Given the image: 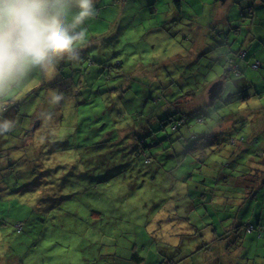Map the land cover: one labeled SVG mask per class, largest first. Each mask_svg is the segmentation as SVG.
I'll return each instance as SVG.
<instances>
[{"label":"rangeland","instance_id":"rangeland-1","mask_svg":"<svg viewBox=\"0 0 264 264\" xmlns=\"http://www.w3.org/2000/svg\"><path fill=\"white\" fill-rule=\"evenodd\" d=\"M94 7L95 15L73 28L76 0H61L62 23L77 37L71 51L0 82V126L8 127L0 135V264H217L222 226L213 232L203 208L189 214L170 205L188 203L194 182L197 189L202 177L228 165L232 175H247L234 165L246 161L236 153L241 143L249 158H264V1L182 0L180 9L175 0H94ZM228 59L239 62L242 79L227 71ZM219 80L224 89L197 114L198 124L192 112L211 102L203 92ZM11 101L20 109L3 112ZM154 108L158 117L148 127L140 115ZM182 113L190 114L188 125L162 129L161 120ZM230 113L233 123L218 122ZM206 129L224 140L201 170L187 163L174 170L175 159L150 153L153 161L144 162L141 141L153 145L149 151L189 139L187 147L191 134ZM259 178L251 181L252 199L234 195L235 213L210 211L229 226V240L238 238L236 222L255 226L242 233L244 249L231 264L264 263ZM135 253L144 262L136 263Z\"/></svg>","mask_w":264,"mask_h":264},{"label":"trees","instance_id":"trees-1","mask_svg":"<svg viewBox=\"0 0 264 264\" xmlns=\"http://www.w3.org/2000/svg\"><path fill=\"white\" fill-rule=\"evenodd\" d=\"M175 2H177V6L181 9L182 0H175ZM243 54H244V57L241 56L243 58V60L248 61L247 57L249 55L247 56V54H245V53H243ZM238 60H239V58H238ZM234 62H236V63H234L232 65H228V67H230V69H229L230 71L228 69H227V71L234 74L235 77H237L238 79H242L244 77V75L241 71L240 64L236 60ZM255 62L257 64L256 68L261 69L263 66L262 63L258 62V61H255ZM224 86H225V84H224ZM203 93L207 97V101L210 100L211 102L210 103L203 102L204 104H201L198 108H196L192 112V113H194L195 116H197V114H200L202 109L210 108V106L213 104V102L219 98V96H218L215 99H210L209 89L205 90ZM181 98H184V96ZM181 98H179V99H181ZM179 99H176L175 101H173L171 103V106L175 107L176 105L180 104ZM249 99H250V97L248 96V97H242L238 100H241L243 102H247ZM155 101H156V99H155ZM202 101H204V100L202 99ZM15 103L13 101H11V103H9L7 105H3V109H2L3 112H8V109L12 105L18 111V109H20V104H15ZM226 103H225V107L228 106ZM156 105H157V103H155V106ZM155 112H156V108H154V111L152 114L146 115V116L140 115L141 117L140 116L139 117H140V119H143L142 117H144L145 119L147 118L146 123L148 124V127H149L152 122L157 120L158 116H156ZM257 113H260V112H257ZM234 117H235V115L233 113L226 114L224 116L225 120H220L218 122L229 121L230 123H233ZM189 118H190V114H188V113L187 114L182 113V115L180 116L179 119H177V118L172 119L171 117L168 116L167 118L161 120V124H163L162 129H165L167 126L170 125L172 127V130H173V127H175L174 131L177 132L179 127L188 125ZM159 119H160V117H159ZM196 121L198 122V124L203 123V119L198 117V116L196 117ZM176 123L177 124L179 123L180 125H177ZM40 126H41V122H40ZM157 131L154 132L153 136H155V133ZM206 131H207L206 134H203L200 136H197L196 134H191L192 138L190 140H192V141L194 140V143H192L191 146H187V147H186L185 142L189 139H186L185 141L180 142V146L175 147L174 144H176V143L169 142L166 144V146H165V143L161 144L160 151H149V149L152 148L153 145H148L146 143L147 141H145V143L143 141H141V145H143V152H142V157L144 158L143 160H144V162L147 161L146 164L149 165L150 161L151 160L153 161V158H150L148 153H150L152 157L153 156L157 157V156L163 155L164 161H165V159H172V158L175 159L174 165H173L174 170H177V169L182 170L181 168H183L182 166L185 163H187L188 165H191V167L193 168V171L201 170L206 165V161L209 158H211L213 156V154L218 152L219 147L217 148L215 144L217 143L219 146L221 143V140H224V137L221 134H219L217 131L215 132V129H213L211 132L207 129H206ZM183 132L180 135L182 137L185 135V134H183ZM188 135H190V134H188ZM25 136H26L25 137L26 140L29 139L30 133L27 131ZM150 136H152V135H150ZM228 139H230V138H228ZM157 142H158V140H157ZM158 144H159V142H158ZM241 144H242L241 150L239 152H236V153H237V155H239L243 159L245 158L244 160H246V161H245V164H243V165H240V164H234V165H235V167L245 168V169L249 170L247 175H246V172H242V171H238V170H232L233 172H235V175H232L231 172H228V171H231L229 165L227 168L222 167L223 169H221L219 171V174H217L216 176L213 175L212 178L211 177H205V176L202 177L200 179L202 186H199V187L197 186L198 188L196 189L195 185H197V184H196V182H194L195 184L192 187H189V189L187 190V198L189 199L188 203H178V201H177V203H175V206H174V203H171L170 207H172V209H173V208L177 207L178 205L180 206V204H181V206L182 207L184 206L187 213H189V214L190 213H196L197 211H200V210L202 211V208H203V210L206 213V216L209 215L211 218L212 223L210 225L213 226L212 231L218 233L219 232L218 226H220L222 223H224V220L222 221L221 217H219L217 214L216 215L219 218H217V217L212 218L211 217L212 213L210 214V211H212V209H213L216 212L217 209L218 210L223 209V211L219 213L220 216L224 215L227 210L231 212V210L234 209V204L230 203V201L235 199L234 195L241 194L244 197V199H247V198L252 199V196L254 195L255 190H256V189L252 190V193L249 196V188L251 186L250 184H251V181L253 180V177L259 178L258 175H259V172H261L262 173L261 178L263 177V179H264V158L261 162L256 161L255 158H249L250 157L248 154L249 148L248 149L244 148L245 145L243 143H241ZM154 145H157V144L155 143ZM22 146H24V143ZM13 150H15V149L11 148L9 151L11 152ZM215 150H216V152H215ZM260 153L264 154L262 152H260ZM191 155H193V156H191ZM164 161H163L162 165L164 164ZM257 167H261L263 169V171H260ZM170 172H172V171H170ZM199 172L201 173L203 171H199ZM226 172H228V174ZM183 174L184 173L181 174L182 178L184 177ZM188 175H189V177H186L185 180H183V181H187L189 183V180L191 178L193 179L194 175H190V174H188ZM263 179L259 178L257 183H260ZM253 182H254V180H253ZM254 185H258V184H254ZM218 193L220 196L216 198V194H218ZM215 201H217L218 203H216ZM182 202H183V200H182ZM216 207H218V208H216ZM231 213H235V212H231ZM14 228L18 233H22L24 230V223L18 222L15 224ZM244 228L246 229L247 233L253 232L255 230V226L250 225V224L240 225L239 227H236V229H239V230H242ZM260 228H262V227L260 226ZM242 231L240 233H244ZM228 232L229 231L227 230V231L223 232L222 234H219V235L217 234L218 235L217 239H218V241H223V243L227 242V244L229 246H232V244H233L232 241H230L229 238L225 236V234H227ZM260 237H262V235ZM241 239L242 238H240V241H241ZM200 248H204V247L201 246ZM134 260L136 261V263L144 262V259L140 258L136 253L134 254ZM169 263H170V261H169Z\"/></svg>","mask_w":264,"mask_h":264},{"label":"clouds","instance_id":"clouds-1","mask_svg":"<svg viewBox=\"0 0 264 264\" xmlns=\"http://www.w3.org/2000/svg\"><path fill=\"white\" fill-rule=\"evenodd\" d=\"M60 2L0 0V82L28 64L41 65L52 56L71 51L77 37L62 23ZM76 5L79 12L73 28L95 15L94 0H76ZM0 128V135L8 130L7 125Z\"/></svg>","mask_w":264,"mask_h":264},{"label":"crops","instance_id":"crops-1","mask_svg":"<svg viewBox=\"0 0 264 264\" xmlns=\"http://www.w3.org/2000/svg\"><path fill=\"white\" fill-rule=\"evenodd\" d=\"M259 1V0H258ZM258 20V19H256ZM63 21V20H62ZM260 23H264V21H261L259 20ZM257 46V45H256ZM256 46H253V51L255 52H260V50H258L256 48ZM248 56V54H247ZM255 57V56H254ZM227 67L228 65H232L236 62H234L235 60L234 59H228L227 60ZM219 79H223L221 77H219ZM224 89V88H223ZM222 92V91H221ZM220 226H222L223 230L226 231V229L229 228V226H226L225 227V224L222 223ZM240 224H238L237 222L235 223V229L236 227H239ZM231 227V226H230ZM243 230V231H242ZM242 230H239V229H236V233L238 232V238L236 236H233L232 239H230V241H232V246H229L227 244V242H224L223 243V246L221 249L218 248V253L215 255L216 258L219 259L218 263L217 264H231V261L232 260H236L238 259V257L240 256L239 254L242 253L244 247L242 245V243L240 242V238H242V233H240L241 231L244 232L243 235L245 237V232H246V229H242ZM229 231V230H228ZM253 241H255L256 239H252ZM243 243H244V238H243ZM254 243V242H253ZM251 263V260L250 259H247V261L245 263H242V264H250ZM264 264V263H263Z\"/></svg>","mask_w":264,"mask_h":264},{"label":"water","instance_id":"water-1","mask_svg":"<svg viewBox=\"0 0 264 264\" xmlns=\"http://www.w3.org/2000/svg\"><path fill=\"white\" fill-rule=\"evenodd\" d=\"M224 88V81L223 80H219L214 82L211 87L209 88V97L210 99H215L219 96V94L221 93V91ZM40 126V121H38L35 125V128H38Z\"/></svg>","mask_w":264,"mask_h":264},{"label":"built area","instance_id":"built-area-1","mask_svg":"<svg viewBox=\"0 0 264 264\" xmlns=\"http://www.w3.org/2000/svg\"><path fill=\"white\" fill-rule=\"evenodd\" d=\"M242 57H244V54H241ZM257 66V65H256ZM235 68V67H234Z\"/></svg>","mask_w":264,"mask_h":264}]
</instances>
